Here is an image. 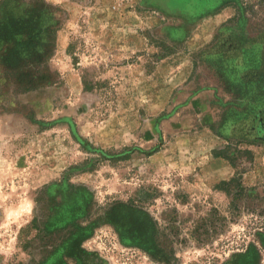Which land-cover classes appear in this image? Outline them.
<instances>
[{
    "label": "rangeland",
    "instance_id": "rangeland-1",
    "mask_svg": "<svg viewBox=\"0 0 264 264\" xmlns=\"http://www.w3.org/2000/svg\"><path fill=\"white\" fill-rule=\"evenodd\" d=\"M45 1L55 82L19 91L0 51V264H47L63 232L33 219L93 225L101 264H161L110 218L131 199L170 264L260 249L264 0Z\"/></svg>",
    "mask_w": 264,
    "mask_h": 264
},
{
    "label": "trees",
    "instance_id": "trees-1",
    "mask_svg": "<svg viewBox=\"0 0 264 264\" xmlns=\"http://www.w3.org/2000/svg\"><path fill=\"white\" fill-rule=\"evenodd\" d=\"M57 30L53 5L45 0H29L22 8L16 0H0L1 61L4 72L19 91L28 92L55 82L48 62L55 51ZM125 153L127 151L121 154ZM134 201L137 200L118 202L109 208L108 213L118 234L127 244L143 250L161 264H170L172 252L165 253L161 248L160 242L155 238L154 222L140 214V209L133 205ZM124 209L127 214L123 221L121 212ZM75 211L71 209L70 214ZM34 222L35 219L25 227L37 230L40 239H43L46 233L63 232L51 245L47 264H69L66 258L75 260L76 264H101L102 261L96 254L81 246L82 241L90 236L93 225L71 223L60 228L51 225L38 228ZM257 237L260 249L264 250V232H257ZM260 249L254 244H249L221 264H260Z\"/></svg>",
    "mask_w": 264,
    "mask_h": 264
}]
</instances>
